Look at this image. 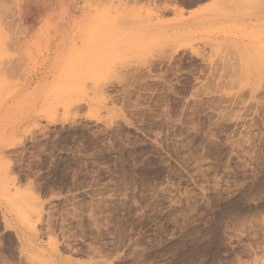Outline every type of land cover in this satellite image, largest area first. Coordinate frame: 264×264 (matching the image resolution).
Wrapping results in <instances>:
<instances>
[{
    "label": "rangeland",
    "instance_id": "rangeland-1",
    "mask_svg": "<svg viewBox=\"0 0 264 264\" xmlns=\"http://www.w3.org/2000/svg\"><path fill=\"white\" fill-rule=\"evenodd\" d=\"M0 264H264V0H0Z\"/></svg>",
    "mask_w": 264,
    "mask_h": 264
},
{
    "label": "bare ground",
    "instance_id": "bare-ground-1",
    "mask_svg": "<svg viewBox=\"0 0 264 264\" xmlns=\"http://www.w3.org/2000/svg\"><path fill=\"white\" fill-rule=\"evenodd\" d=\"M21 25V24H20ZM20 27V26H19Z\"/></svg>",
    "mask_w": 264,
    "mask_h": 264
}]
</instances>
